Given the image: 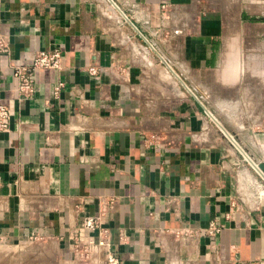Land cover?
<instances>
[{"label": "crops", "instance_id": "0c3cea01", "mask_svg": "<svg viewBox=\"0 0 264 264\" xmlns=\"http://www.w3.org/2000/svg\"><path fill=\"white\" fill-rule=\"evenodd\" d=\"M0 34V264H105L88 216L120 264H264V0H0Z\"/></svg>", "mask_w": 264, "mask_h": 264}, {"label": "built area", "instance_id": "2783aa9c", "mask_svg": "<svg viewBox=\"0 0 264 264\" xmlns=\"http://www.w3.org/2000/svg\"><path fill=\"white\" fill-rule=\"evenodd\" d=\"M154 48V47H153ZM7 52V43L5 37L0 34V53ZM64 57L60 48H54L52 50H36L33 53L32 60L29 64L14 66L13 75L17 80V89L24 96L31 97L36 91V79L37 74L43 70H61L63 68ZM88 72L90 74H96L97 69L94 66L89 67ZM63 86L62 81L54 83L52 94L56 96ZM11 117V108L7 104H0V131L9 130V121ZM228 135V133H226ZM230 136V135H228ZM233 140V137L230 136ZM234 141V140H233ZM250 160L253 168H256L257 162ZM264 191L259 190V195H263ZM101 222L99 216H88L82 220L81 228L86 232V236L77 235L73 242V251L82 257L88 258L95 250H103L105 252V264H120V259L115 252L110 248L108 242L107 233L100 228ZM222 226L211 222L206 229V233L210 236H214L221 230ZM97 235L94 237V233ZM199 231H193L190 229H182L178 231V234L184 235L187 238H191L193 235H197Z\"/></svg>", "mask_w": 264, "mask_h": 264}, {"label": "rangeland", "instance_id": "374dc122", "mask_svg": "<svg viewBox=\"0 0 264 264\" xmlns=\"http://www.w3.org/2000/svg\"><path fill=\"white\" fill-rule=\"evenodd\" d=\"M199 80H198V78L193 77L191 82H192L193 85H195V87H197V88H199L201 90V88H202V82H200Z\"/></svg>", "mask_w": 264, "mask_h": 264}, {"label": "water", "instance_id": "95a60500", "mask_svg": "<svg viewBox=\"0 0 264 264\" xmlns=\"http://www.w3.org/2000/svg\"><path fill=\"white\" fill-rule=\"evenodd\" d=\"M258 166H259L260 170L263 172V175H264V163L258 162Z\"/></svg>", "mask_w": 264, "mask_h": 264}, {"label": "bare ground", "instance_id": "6f19581e", "mask_svg": "<svg viewBox=\"0 0 264 264\" xmlns=\"http://www.w3.org/2000/svg\"><path fill=\"white\" fill-rule=\"evenodd\" d=\"M232 109H233V108H232ZM225 116H226V115H225ZM227 117H228V116H227ZM229 117H230V115H229ZM227 119H228V118H227ZM228 120H229V119H228ZM230 120H231V119H230ZM232 121H234V120H231V122H232ZM236 122H238V121H236ZM233 124H235V123H233ZM236 124H238V123H236ZM236 124H235V125H236ZM243 127H244V126H243Z\"/></svg>", "mask_w": 264, "mask_h": 264}]
</instances>
